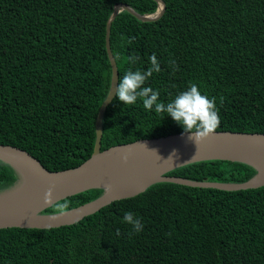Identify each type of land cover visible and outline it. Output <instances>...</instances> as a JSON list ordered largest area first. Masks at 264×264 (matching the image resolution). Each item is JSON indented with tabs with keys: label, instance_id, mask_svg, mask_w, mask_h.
<instances>
[{
	"label": "trees",
	"instance_id": "1",
	"mask_svg": "<svg viewBox=\"0 0 264 264\" xmlns=\"http://www.w3.org/2000/svg\"><path fill=\"white\" fill-rule=\"evenodd\" d=\"M144 21L122 10L110 44L119 80L161 71L145 82L167 104L189 82L216 98V130L264 132V0H164ZM140 14L157 0H0V143L21 147L48 169L75 167L94 152L99 110L112 86L107 23L116 5ZM129 57H135L130 62ZM174 61V63H170ZM184 132L167 113L113 98L102 119V149ZM258 170L212 159L168 172L193 180L245 182ZM20 177L0 160V192ZM93 188L57 203L91 201ZM55 203L44 213L58 212ZM64 209V210H67ZM143 224L138 234L126 212ZM119 231V234H118ZM0 264H264V185L225 190L163 181L52 228H0Z\"/></svg>",
	"mask_w": 264,
	"mask_h": 264
},
{
	"label": "water",
	"instance_id": "2",
	"mask_svg": "<svg viewBox=\"0 0 264 264\" xmlns=\"http://www.w3.org/2000/svg\"><path fill=\"white\" fill-rule=\"evenodd\" d=\"M157 1L158 9L150 14H140L130 5L119 3L108 20L106 47L112 64V86L98 113L95 148L88 159L72 168L51 170L29 151L12 144L0 143V160L11 164L21 179L22 173L14 161L23 158L31 174L28 180L30 187L25 184L22 191L0 195V228H52L70 225L96 213L113 201L136 196L153 184L163 181L225 190L264 185V177L258 179V175L264 176V132L215 130L197 144L188 139L191 133L184 131L102 149L103 115L115 97L116 85L119 83V69L110 44L112 21L122 10H128L144 21L156 20L166 9L164 0ZM212 159L244 162L254 166L258 173L240 183L200 181L168 174L175 168ZM22 180L25 182L24 177ZM49 188L53 189V201L45 203V194ZM93 188H103L104 192L71 209L44 213L58 201Z\"/></svg>",
	"mask_w": 264,
	"mask_h": 264
},
{
	"label": "clouds",
	"instance_id": "3",
	"mask_svg": "<svg viewBox=\"0 0 264 264\" xmlns=\"http://www.w3.org/2000/svg\"><path fill=\"white\" fill-rule=\"evenodd\" d=\"M135 59V57H129L130 62H134ZM149 60L150 67L146 71L128 70L122 76L118 85H116L115 99L127 105H133L138 99H142L145 110L154 111L157 114L166 112L168 116H171L183 127L185 132L191 133L188 139L195 141L197 144L213 134L221 123L218 114L219 109L216 106V98L207 97L201 93L197 83L189 82L186 90L180 92L174 99L165 104L159 100V92L157 90L144 86L146 80L153 73L161 71L160 63L155 54H152ZM170 63H174V61ZM51 201H53V189L49 188L45 194V203ZM56 208L62 212L68 208V204L57 203ZM122 222L132 225L130 234H138L143 230L141 220L136 218L134 213L130 211L124 214Z\"/></svg>",
	"mask_w": 264,
	"mask_h": 264
},
{
	"label": "bare ground",
	"instance_id": "4",
	"mask_svg": "<svg viewBox=\"0 0 264 264\" xmlns=\"http://www.w3.org/2000/svg\"><path fill=\"white\" fill-rule=\"evenodd\" d=\"M15 164L17 165L18 169L20 170V172L22 173L23 177H24V180H25V184L29 185L30 187V182L28 183V180L29 178L31 177V174L29 173V168L25 162V160L23 158H18V159H15ZM263 174L261 175H258V179H261L263 178L264 176H262ZM11 194V193H10Z\"/></svg>",
	"mask_w": 264,
	"mask_h": 264
},
{
	"label": "rangeland",
	"instance_id": "5",
	"mask_svg": "<svg viewBox=\"0 0 264 264\" xmlns=\"http://www.w3.org/2000/svg\"><path fill=\"white\" fill-rule=\"evenodd\" d=\"M22 178L23 177L21 175V179L13 187L1 191L0 195L4 194V196H6V195H11L12 193L14 194V193H17L19 191H22V189L25 187V182H23Z\"/></svg>",
	"mask_w": 264,
	"mask_h": 264
}]
</instances>
